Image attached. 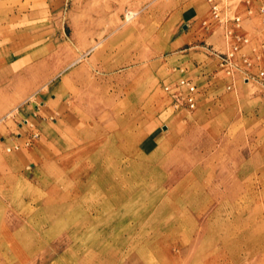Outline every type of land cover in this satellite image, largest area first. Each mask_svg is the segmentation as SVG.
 <instances>
[{
	"label": "rangeland",
	"instance_id": "1",
	"mask_svg": "<svg viewBox=\"0 0 264 264\" xmlns=\"http://www.w3.org/2000/svg\"><path fill=\"white\" fill-rule=\"evenodd\" d=\"M215 1L0 0V264H264V0Z\"/></svg>",
	"mask_w": 264,
	"mask_h": 264
},
{
	"label": "built area",
	"instance_id": "2",
	"mask_svg": "<svg viewBox=\"0 0 264 264\" xmlns=\"http://www.w3.org/2000/svg\"><path fill=\"white\" fill-rule=\"evenodd\" d=\"M209 3L211 4V14L212 18L217 21L219 24H225L224 22V12L223 8L221 5L216 2L215 0H209ZM258 16L261 17L262 22L264 23V5L260 7L258 10ZM226 21L229 20L227 16ZM229 22V21H228ZM227 22V23H228ZM232 22L236 24L237 26L240 25L241 23V17L235 16L232 19ZM231 32L227 33V36L230 37ZM238 42L244 41L245 43L248 42L247 38L245 37H239L237 38ZM262 52L264 53V44L262 46ZM239 53V44H236L235 46L232 47V50L224 55L222 57L223 61L226 62L227 64L231 65L235 58L237 57ZM259 78L261 81L264 83V70L260 73ZM199 87L198 84L192 80V79H180L177 83L167 85L165 87V91L170 95L173 103V108L174 109H184L189 112L194 111L197 108V103L199 100ZM26 126L29 125L28 120L23 121ZM19 136H22L19 134ZM38 133L33 134V138H37Z\"/></svg>",
	"mask_w": 264,
	"mask_h": 264
},
{
	"label": "crops",
	"instance_id": "3",
	"mask_svg": "<svg viewBox=\"0 0 264 264\" xmlns=\"http://www.w3.org/2000/svg\"><path fill=\"white\" fill-rule=\"evenodd\" d=\"M181 40L183 41L184 39H181ZM65 51H66V49H65ZM185 51H187V50H185ZM60 54H61V56H64L65 52L64 53H60ZM34 56L37 57L36 58L37 60L38 59H42L44 57V59H42L43 61L40 63L41 64L40 67H43L42 68L43 71L40 74H36L34 76L35 78L34 77H30L31 78L30 81L32 82L31 85H35L38 82H41L42 80H44L45 82H47V81H51L52 82L51 78L53 77L52 74L54 73V71L52 69H50V66H49V64L46 61L47 58L45 59V57L48 56V51H44V50L38 51L37 53L34 54ZM14 66L15 65H12V64L9 65L8 64L3 69H0V74L8 75L9 77H12L10 79V81H11L10 83H12V87H10L9 89H13L14 82L17 81L21 77V74L19 73L20 70L19 69L17 70V68L14 67ZM30 67H33V66L31 65ZM198 69H199V67H198ZM58 70H60V68L57 69L56 71H58ZM192 80H194V79H192ZM64 81H65V77L63 76L62 79H61V90L62 91L64 90ZM52 86H54V85H51V87ZM41 87L49 88V83H46V84H44ZM0 93H3V91L2 92L0 91ZM199 94H200V92H199ZM52 97H53L52 98L53 101L57 102V98H54L55 96H53V95H52ZM61 99H64V96ZM44 105H45V103H44ZM28 119L32 121V117H28Z\"/></svg>",
	"mask_w": 264,
	"mask_h": 264
},
{
	"label": "bare ground",
	"instance_id": "4",
	"mask_svg": "<svg viewBox=\"0 0 264 264\" xmlns=\"http://www.w3.org/2000/svg\"><path fill=\"white\" fill-rule=\"evenodd\" d=\"M94 158V157H93ZM103 158V157H102ZM95 159V158H94ZM96 164V163H95ZM111 166V165H110ZM121 167V166H120ZM89 168V167H88ZM108 168V167H107ZM90 171H92V169H90L88 172H90ZM121 173V172H120ZM80 174H82L81 172H80ZM90 174V173H89ZM108 174V173H107ZM85 175H87V174H85ZM102 177V176H101ZM103 178V177H102ZM98 179V178H97ZM96 179V180H97ZM111 179V178H110ZM115 179V178H114ZM99 181V180H98ZM131 181V180H130ZM83 183H79V187H80V189H82L83 188ZM91 186V185H90ZM85 188V187H84ZM85 189H87V188H85ZM144 190V189H143ZM101 224H103V222H101ZM84 225H85V223H84Z\"/></svg>",
	"mask_w": 264,
	"mask_h": 264
}]
</instances>
